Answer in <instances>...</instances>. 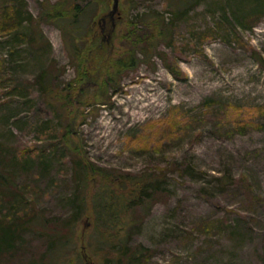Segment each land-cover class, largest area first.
Wrapping results in <instances>:
<instances>
[{
  "label": "rangeland",
  "instance_id": "1",
  "mask_svg": "<svg viewBox=\"0 0 264 264\" xmlns=\"http://www.w3.org/2000/svg\"><path fill=\"white\" fill-rule=\"evenodd\" d=\"M56 3L85 7L77 35ZM112 5L0 0V218L59 227L84 199L76 255L102 264L93 196L150 176L127 237L140 264H264V0H119L111 18ZM15 228L0 264L40 259L53 227Z\"/></svg>",
  "mask_w": 264,
  "mask_h": 264
},
{
  "label": "trees",
  "instance_id": "2",
  "mask_svg": "<svg viewBox=\"0 0 264 264\" xmlns=\"http://www.w3.org/2000/svg\"><path fill=\"white\" fill-rule=\"evenodd\" d=\"M189 0H178V5H184ZM49 8L56 14L54 20H60V29L68 35L74 36V28L80 26L81 20L87 14L85 7L80 5H70L69 8L61 7L59 4H51ZM86 13V14H85ZM71 30V32L69 31ZM74 34V35H73ZM122 66L120 65V68ZM111 70V68H110ZM114 82V79H108ZM87 172V173H86ZM90 172L89 168L83 170L86 175ZM10 177L0 174V184L9 185ZM120 179L119 187L113 191L111 184L99 186V190L93 196L94 201V232L90 234L89 251L95 256H101L102 264H140L145 255L144 247H130L127 241L130 228L133 227L132 211L144 206L151 199V190L159 186V181L150 176H136L131 179ZM84 198V197H83ZM82 207L62 226L54 227L55 222L46 218L44 215L27 216L20 218H0V251L7 247H13L18 236L17 224H27L35 227L39 232L51 230L50 244L40 259L30 264H82L79 255H76V228L79 220L83 216L85 200L81 201ZM24 221V222H23ZM113 231V232H112ZM94 239V241H92ZM92 241V242H91ZM103 253L106 250L107 253ZM68 252H70L68 254ZM73 255V257H72Z\"/></svg>",
  "mask_w": 264,
  "mask_h": 264
},
{
  "label": "bare ground",
  "instance_id": "3",
  "mask_svg": "<svg viewBox=\"0 0 264 264\" xmlns=\"http://www.w3.org/2000/svg\"><path fill=\"white\" fill-rule=\"evenodd\" d=\"M144 96V95H143ZM145 100H147L146 98H144ZM141 100H143L141 97H137V98H133V97H129L128 100L126 101V103L129 106L135 105V104H139L141 102ZM135 103V104H134ZM152 104L154 105V101H152ZM148 107V105H145L144 107H142L141 109H146Z\"/></svg>",
  "mask_w": 264,
  "mask_h": 264
},
{
  "label": "water",
  "instance_id": "4",
  "mask_svg": "<svg viewBox=\"0 0 264 264\" xmlns=\"http://www.w3.org/2000/svg\"><path fill=\"white\" fill-rule=\"evenodd\" d=\"M113 1V5H112V9H111V11H110V13H109V16L112 18L113 17V15L117 12V10H118V1L119 0H112Z\"/></svg>",
  "mask_w": 264,
  "mask_h": 264
},
{
  "label": "flooded vegetation",
  "instance_id": "5",
  "mask_svg": "<svg viewBox=\"0 0 264 264\" xmlns=\"http://www.w3.org/2000/svg\"><path fill=\"white\" fill-rule=\"evenodd\" d=\"M104 21V20H103ZM113 22V20H111ZM104 32V29L102 30Z\"/></svg>",
  "mask_w": 264,
  "mask_h": 264
}]
</instances>
